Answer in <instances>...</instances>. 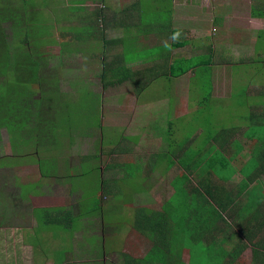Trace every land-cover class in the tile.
<instances>
[{
	"label": "rangeland",
	"instance_id": "374dc122",
	"mask_svg": "<svg viewBox=\"0 0 264 264\" xmlns=\"http://www.w3.org/2000/svg\"><path fill=\"white\" fill-rule=\"evenodd\" d=\"M98 1L100 0H27L24 3V13L29 15L25 18L29 20L30 32H19L16 40L21 39L25 42L22 45L23 49L28 48L26 46L28 43L29 48L38 53L36 56L33 55L38 63L37 76L40 79L43 78L44 83L49 84H45L42 90L46 91L47 99L51 101L57 94V101L63 102L62 114L70 111L76 113V115L65 114L71 122V128L76 129L66 130V126L63 127L67 120L65 117L57 120L62 127L55 130L54 123L49 127L47 122L49 123V120L57 115L53 108H48L46 113L41 115L42 121L47 126L43 130L45 134L41 141L33 146L38 154L36 152L33 154L46 158V160L49 158L48 161L55 164V169L45 181L40 180L41 183L37 181L39 184L33 185L32 182L30 184L24 182L32 175L31 169L36 168L33 156L22 154L19 150L16 153V150L11 149L6 127L0 126V264H57L61 254L65 251V257L60 264H123L122 257L129 255L130 249L127 245L134 246V242L139 255L137 258L142 259L147 255L146 242L142 243L144 239L146 241V232H143L142 240L135 232L137 229L133 225L137 222L138 225L144 226L146 222L136 218L135 199L145 195L144 200L149 205H155L151 206V209L160 211L161 201L170 196V191L164 188L171 189L169 181L174 177V168L167 170V173L163 170L164 166L161 168L162 165L155 168L145 184L147 191L143 186L144 179L137 174L141 162L152 161L153 150L157 147L161 149L164 145L166 135L164 123L166 120L170 121L167 115L166 120L164 119L165 113H169L167 112L169 100L163 104L153 103V106L146 101L147 98L144 95H140L137 105L135 85L131 87L121 85L112 88V85L107 83L108 79L105 80V84L102 82V63L97 61L96 53L101 51V46L104 47L102 42L98 48L93 47L92 60L84 61L79 53L82 50L88 51V47L81 45L75 47L76 42L67 43L65 39L59 38V32L66 31V29L77 31L79 43L83 41L84 34L94 33L93 27L88 28V24L78 26L85 23L84 18H79L77 24L74 20L77 17L71 19L70 12L72 11L69 10V6L76 4L79 11H86L90 7L93 12L97 13L102 4ZM141 1L143 8L150 7L149 0ZM10 2L20 4L19 0H4L3 3ZM123 4L124 0H115L116 6ZM237 18L244 17L238 15ZM249 21H247L249 29L258 25L264 27V21L261 23ZM230 23L235 26L234 21ZM0 27L3 29L4 36L8 38L6 40L8 43L13 32L10 21H0ZM105 35L106 38L121 37L120 32ZM96 38L97 36H94L88 40L90 42ZM125 48L127 49L125 57L128 59L142 57L145 54L144 49L131 51L129 45ZM213 49L214 47H211V50ZM111 50V44L104 49L106 60L112 59L113 51ZM16 58L19 61L26 60V54L20 53ZM255 58H264V56ZM243 67L247 71V64ZM16 73L23 76L27 72L22 67L16 70ZM251 77L252 84L256 83L257 90L260 88L263 92L259 90L257 95L248 97L234 94L232 100L220 104V108L229 115L231 120H243L249 115V109L258 104L264 107V78L259 79L252 75ZM193 82L195 84L200 82L202 88H208L207 83H205L206 86L204 85V78L195 76ZM4 83L8 85L9 82L7 83L5 78L0 76V85ZM16 87H20L19 84ZM185 87L186 84H182V92H185ZM30 88L33 92L37 86L31 85ZM166 89V83L160 79L149 86L144 94L158 95ZM182 101L189 103L188 98H183ZM191 107L196 108L194 104ZM138 108L140 112H135ZM222 115L225 117L223 112ZM161 117L164 120H161L162 122ZM81 121L85 123L84 126ZM196 128H199V135L204 137L208 133L212 136L215 133L213 127L202 125L198 127L194 124L187 130V133ZM146 131L149 135L151 133L148 139L151 148L143 155L137 156V153H133L139 146L134 149L129 146L131 137L138 133L142 140ZM119 136L122 138L123 146L127 148L123 150L126 151L124 155L122 154L123 157L117 156L118 152L108 153L107 150L113 147L112 141ZM185 137V135H180L178 143L170 142V146L181 144ZM57 139L61 142H57ZM171 139H175L174 131H171L166 138L167 142ZM196 143L198 144L197 140ZM211 145L214 144L209 143L208 148ZM96 153H99L98 157H94ZM222 154L226 156L224 155V158L221 155L217 156L219 161L216 166L210 165V170L220 169L228 166L229 162L236 161L230 155ZM124 157H129L125 165H123ZM113 161L118 165H112ZM172 161L174 163V160ZM195 161L203 160L198 157ZM88 168H96L98 171L92 172ZM228 170L229 167L217 169L216 174ZM184 177L179 179L181 186L186 183ZM243 179L245 182L242 181V183L253 191H258L264 183V176L250 175L247 179ZM45 182L48 185L43 187ZM261 190L264 191V188ZM173 201L177 200L173 199ZM58 207L70 211L71 216L79 218V221L75 223L76 229L65 233L47 229L38 233L34 231L36 223L32 213L33 209ZM95 208V212L92 211ZM135 219L137 220L134 221ZM223 230L227 229L223 228ZM229 234L227 230L225 235L219 236V245L233 242V236L230 237ZM183 254L182 264H187L189 256L186 251ZM131 258L136 257L131 256ZM240 259L244 263L247 257L244 255ZM242 262L239 260L236 264H242ZM223 263L224 261L209 260L203 264Z\"/></svg>",
	"mask_w": 264,
	"mask_h": 264
},
{
	"label": "crops",
	"instance_id": "0c3cea01",
	"mask_svg": "<svg viewBox=\"0 0 264 264\" xmlns=\"http://www.w3.org/2000/svg\"><path fill=\"white\" fill-rule=\"evenodd\" d=\"M98 2L102 4L97 13L94 11L95 15L90 7L86 11H74L75 7L79 8L78 5L69 6V10L72 11L71 19L77 17L74 19L77 24L79 18H84L85 23L78 26L88 24V28L93 27L95 32L84 34L83 41L80 43L76 35L72 37L69 33L65 36V41L76 42L75 47L79 45L88 47V51L78 52L84 61L92 60V50L101 46L102 42L104 47L101 46V51L96 52L97 61H101L102 64L105 57L104 49L111 44L113 56L107 61H113L114 67L122 68L129 73L128 79L118 77V82H114L112 88L135 85L137 105L140 95H144L147 98L146 101L152 105L153 103L163 104L169 100L167 104L169 113H165L164 119L166 120L167 115L170 121L166 120L164 123L166 127L164 145L161 149L157 147L153 150L152 161L141 162L137 173L144 179L145 191H147L145 184L148 182V177L161 165V168L164 166L165 173L170 168H174L173 174H185L178 160L180 158L183 160L189 154L192 155L193 160L198 157L203 158V154L207 151L215 152L223 158L225 154L222 153L230 155L236 161L229 162L228 166L220 168L229 167L227 171L229 175L225 177L227 181H222V186L227 193L228 190L235 192L238 189L239 194L233 198L234 202H229L226 212L221 214L234 216L232 211L244 203L247 194L251 195V198L255 200V207L249 222L260 229L263 239L260 240L255 254L251 249L242 247L238 252L239 255L231 259L229 250L223 264H236L239 260L242 262L240 258L244 255L247 259L242 264H264V191L261 190L264 188V183L258 191H253L245 185L241 189L243 176L247 174L264 176V107L259 104L251 107L249 115L243 120H231L229 115L220 108V104L232 100L234 94L242 97L255 96L260 90V88L257 90L256 83L252 84L251 75L259 79L264 78V58H255L264 56V27L258 25L249 29L247 21L259 23L264 21V0H149L150 7L147 9L142 7L141 0H126V4L124 0L122 6H116L115 0ZM252 13L255 15L253 16ZM238 15L244 18H237ZM231 21H234L235 26L230 23ZM117 32H120L121 37L106 38V33ZM94 36H97L96 39L99 40L94 42L96 40L94 39L89 42ZM128 45L131 51L144 49L145 54L142 57L128 59L125 57L127 52L125 47ZM211 47L214 49L211 50ZM175 62H179L180 67H177L176 74L172 75L170 71H174ZM202 62L209 63L204 67L203 73L195 75V67ZM244 64L248 66L247 71L243 67ZM185 67L187 69L182 73ZM195 76L204 78V85L207 83L208 88H202L200 82L195 84L193 82ZM160 79L166 83L167 89L158 95H145L144 91ZM182 84H186L185 92H182ZM142 85H144L143 90ZM260 91L263 92V90ZM202 97L205 98V107L204 104L199 103ZM183 98H188L189 103H183ZM192 104L196 106L195 109L191 107ZM135 112H140V109H136ZM174 115L176 116L173 118ZM161 120L164 121L163 117L160 118ZM193 124L198 127L201 125L213 127L215 133L213 136L208 133L204 137L199 135V128L187 133ZM171 131H174L175 139L167 142L166 138ZM150 135L146 131L142 140L138 133L131 137L129 146L132 149L139 146L134 150L137 156L150 150L148 142ZM180 135L186 136L184 141L170 146V142L178 143ZM209 143L214 145L208 148ZM164 152H170L174 156L172 165L165 161ZM246 165L248 171H246ZM47 185L48 183H43V187ZM167 189L169 188H164V190ZM220 196L222 199L226 195ZM144 197L146 196H138L135 199V207L140 204L148 207L155 206L149 205ZM167 200L169 198L161 201V207H166ZM211 203H209L210 207L206 208L207 214L214 206ZM228 223L231 221L220 225L221 231L215 233L217 239L221 234L225 235L227 230L228 233L235 232L234 228L231 230L232 225H227ZM207 240H210V237ZM233 240L235 242L234 236Z\"/></svg>",
	"mask_w": 264,
	"mask_h": 264
},
{
	"label": "trees",
	"instance_id": "16d2710c",
	"mask_svg": "<svg viewBox=\"0 0 264 264\" xmlns=\"http://www.w3.org/2000/svg\"><path fill=\"white\" fill-rule=\"evenodd\" d=\"M3 2L4 0H0V21L9 20L13 32L10 38L11 40L6 43L8 38L4 36L3 29L0 27V76L4 77L7 83L9 82L8 85L5 83L4 85H0V126L4 125L6 127L11 149L16 150V153L19 150L22 154H31L33 156L36 168L31 169L32 175L24 182L26 184L32 182L33 185H36L39 184L38 182L41 183L40 180L45 181L51 172L54 173L53 169H55V164H51L48 161L49 158L46 160V158L34 156L33 154L36 152L33 146L41 141V138L45 134L43 130L47 126L42 121L41 115L46 113L48 108H53L57 112V115L52 117L54 119H52L53 121L50 119L49 123L47 122L49 127L52 123H54L55 130L62 127L57 120L65 117L67 120L63 127L66 126V130H74L76 128H71V122L65 114L71 113L76 115V113L70 111L62 114L61 107L63 102L60 99V101H57V94L52 101L47 99L48 94L42 89L45 84H49L44 83L45 80L37 76L38 63L33 57V55L36 56L38 53L29 48L28 43H26L28 48L26 50L23 49L22 45L25 42L21 39L16 40L19 32H30L29 20L26 19L29 15L24 13V3L27 0H19L20 4L18 5L13 2L7 4ZM77 9L79 11V8L76 7L74 11H77ZM252 15L254 16L255 14L252 13ZM69 33L72 37H75V35L77 37V31L68 29L59 32V38L64 39ZM23 52L26 54V60L19 61L16 56H19ZM208 63L202 62L198 64L194 70L195 75L196 73H203L205 71L204 67ZM101 66L102 78L104 80L102 82L104 84L106 79H108L107 83L112 85L114 82H118V77L123 79L129 78L128 71L114 67L113 61L108 62L105 57L103 58V64ZM173 66L174 71H170L172 75L176 74L177 67H180V63L175 62ZM22 67H24V71L27 73L20 76L16 73V70L22 69ZM186 69L187 67L182 70V73ZM17 84L20 87L17 88ZM31 85L37 86L36 93L30 90L32 89L30 88ZM47 88H50V86H47ZM141 88L143 90L144 85ZM199 103L204 104L205 107V98L202 97ZM77 114L80 115V113ZM81 123L84 126L85 123L83 121ZM121 139L119 136V138L112 141L113 147L107 149L108 153L118 152L119 154L117 156L123 157L126 152L123 150L127 148L123 146ZM56 141L61 142L60 139ZM163 155L165 161L169 165H172L174 157L172 153L164 152ZM98 156L99 153L94 155V157ZM217 156H219L217 153L207 151L203 154V161L200 162L193 160L191 154L183 158V160L180 158L178 162L180 167L184 169L185 174H174V177L169 181L172 192L171 189H167V191H170L169 199L171 200L170 202L166 201V207L162 206L160 211L152 210V207L141 204L136 207V218L144 220L146 224L141 226L137 222H134L133 226L137 229L135 232L142 240L143 232H146V241L144 239L142 243L145 244L146 242L147 255L142 259H138L137 256L139 255L134 242V246L127 245L130 249L129 255L126 254V256L124 255L122 257L123 264H182L181 256L184 251L189 256L187 264H203L209 260H219V262H222L229 250L230 258L234 259L239 255L238 252L242 247L251 249L253 254H255L260 240L263 239L260 229L255 224L249 222L251 212L255 207V200L251 198V195L247 194L244 203L238 205L232 211L234 216L232 214H221L226 212L229 202L231 203L233 198H236L239 193L238 189L235 192L228 190L227 193V190L223 188L222 181H227L225 180L227 179L225 177L229 175L227 172L216 174L219 168L210 170V165H217L219 161L216 158ZM128 160L129 157H124L123 165L127 164ZM112 165L118 164L113 161ZM245 167L246 171H248L247 165ZM89 170L92 172L98 171L96 168ZM183 176H185L186 183L184 186H181L179 179ZM249 176L247 174L244 178L247 179ZM244 185L247 187L243 183L241 189L244 188ZM221 194H225L226 196L221 199ZM173 199L177 201H173ZM209 203L214 206L211 208L210 213L207 214L206 208L207 206L210 207ZM95 210L96 208L92 211L95 212ZM32 213L34 214L36 223L34 231L37 233L45 229L65 233L76 229L75 223L79 221L78 217L71 216L70 211L61 207L52 209L36 208L33 209ZM227 221H231V223L227 224L229 226L232 225L231 230L234 228L235 232H230L229 236H234L235 242L230 244L224 243V247L223 243L219 245L220 241L216 238V234L221 231L220 225L223 222L227 223ZM132 231L134 230L132 229ZM207 236L210 237V240H207ZM65 252L61 254L60 261L57 264L62 263ZM131 256L136 258L133 259Z\"/></svg>",
	"mask_w": 264,
	"mask_h": 264
}]
</instances>
